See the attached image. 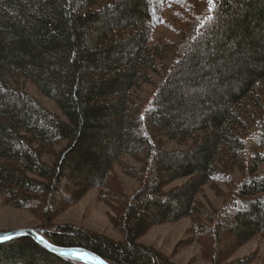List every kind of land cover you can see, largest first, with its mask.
Listing matches in <instances>:
<instances>
[{"label":"trees","instance_id":"16d2710c","mask_svg":"<svg viewBox=\"0 0 264 264\" xmlns=\"http://www.w3.org/2000/svg\"><path fill=\"white\" fill-rule=\"evenodd\" d=\"M170 2L177 40L150 44L159 0H0V194L48 243L108 264H176L137 240L184 218L207 264H250L231 257L264 232V0ZM142 84L154 91L138 105ZM115 167L138 181L131 195ZM204 186L220 208L201 201ZM91 189L122 241L52 224ZM0 264L83 263L19 236L0 243Z\"/></svg>","mask_w":264,"mask_h":264},{"label":"rangeland","instance_id":"374dc122","mask_svg":"<svg viewBox=\"0 0 264 264\" xmlns=\"http://www.w3.org/2000/svg\"><path fill=\"white\" fill-rule=\"evenodd\" d=\"M162 1V4H161ZM158 15L154 21V28L150 38L151 43L169 44L177 40V24L173 23V6L170 0H159ZM175 27V28H174ZM179 27V26H178ZM27 92L34 97L41 105L49 111L62 116L55 103L44 97L37 88L30 82L25 81ZM154 89L151 84H142L139 89L133 91L134 101L138 105H142L151 98ZM163 147L166 150L183 148L174 141L163 138ZM62 144H65L63 142ZM61 146H56L59 150ZM42 160L51 164L52 160L48 156H43ZM135 167H139V163L133 161L129 156L122 158ZM264 169V164L260 166ZM115 172L121 181L123 192L126 195H131L137 188L138 181L124 175L118 167H115ZM235 180H240L241 176L235 172L233 174ZM186 179L174 181L167 185L164 190L168 191L171 188L179 186ZM219 191L227 192L228 187L220 185ZM99 192L97 189H91L77 203L66 208L62 213L55 216L52 220L53 225H72L76 228L85 231L97 233L114 241H122L123 235L110 223L109 217L112 215L110 207L102 203L98 199ZM201 201L209 208H220L222 205V197L216 194L215 190L209 186H204L200 195ZM40 226L32 213L17 208L6 206L0 194V232L12 231L17 229H37ZM191 228V220L189 218L181 219L174 223H166L150 228L137 241L145 246L151 247L158 252L169 257L176 264H207L201 257L200 246L188 240L191 239L189 234ZM250 254H255L254 260L250 264H261L264 259V232L243 246L238 248L231 257V260L245 257Z\"/></svg>","mask_w":264,"mask_h":264},{"label":"water","instance_id":"95a60500","mask_svg":"<svg viewBox=\"0 0 264 264\" xmlns=\"http://www.w3.org/2000/svg\"><path fill=\"white\" fill-rule=\"evenodd\" d=\"M27 236L50 254L65 259H71L83 264H108L97 255L81 248H62L48 243L34 229H17L0 232V243L9 241L15 237Z\"/></svg>","mask_w":264,"mask_h":264},{"label":"snow or ice","instance_id":"6c2138e0","mask_svg":"<svg viewBox=\"0 0 264 264\" xmlns=\"http://www.w3.org/2000/svg\"><path fill=\"white\" fill-rule=\"evenodd\" d=\"M208 2L211 4L213 2V0H208Z\"/></svg>","mask_w":264,"mask_h":264},{"label":"bare ground","instance_id":"6f19581e","mask_svg":"<svg viewBox=\"0 0 264 264\" xmlns=\"http://www.w3.org/2000/svg\"><path fill=\"white\" fill-rule=\"evenodd\" d=\"M62 248H64V247H62ZM52 255V254H51ZM54 256V255H53Z\"/></svg>","mask_w":264,"mask_h":264}]
</instances>
